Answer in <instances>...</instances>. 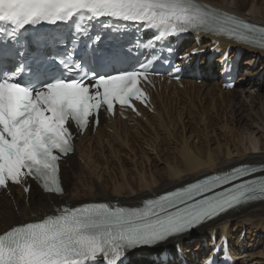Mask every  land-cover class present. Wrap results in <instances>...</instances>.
Wrapping results in <instances>:
<instances>
[{
  "label": "snow or ice",
  "instance_id": "obj_1",
  "mask_svg": "<svg viewBox=\"0 0 264 264\" xmlns=\"http://www.w3.org/2000/svg\"><path fill=\"white\" fill-rule=\"evenodd\" d=\"M100 17L144 22L166 34L191 29L224 35L264 49V28L194 0H0V25L10 29L0 31L11 39L42 21ZM61 63L69 70L79 68ZM26 72L30 78L22 83ZM77 76L49 79L23 65L0 76V188L31 177L46 191L63 194L58 161L74 151L70 125L83 131L101 108L113 113L116 104L133 107V98L143 102L138 81L146 69L107 76H80L77 70ZM234 173L147 201L143 208H64L42 222L15 227L0 235V264H94L101 255L110 264H124L128 250L153 246L228 209L264 199V181L208 195L246 175L245 170Z\"/></svg>",
  "mask_w": 264,
  "mask_h": 264
},
{
  "label": "bare ground",
  "instance_id": "obj_2",
  "mask_svg": "<svg viewBox=\"0 0 264 264\" xmlns=\"http://www.w3.org/2000/svg\"><path fill=\"white\" fill-rule=\"evenodd\" d=\"M199 1L264 25V2L259 0ZM219 41L223 52L234 46L232 42ZM244 50L243 57L247 59L241 62L243 65H250L259 55L264 69V52L246 46ZM251 75L253 78L256 74L249 71L240 88L235 86L231 91L221 90L216 82L210 83L211 87L204 82L200 86L188 84L182 90L162 89L154 97L155 112H145L142 118L131 121L134 126L118 119L104 125L102 120L95 136L86 133L78 140L75 154L68 157L67 166L62 168L65 190L62 201L77 205L109 200L118 202L117 207L139 206L145 199L201 177L224 173L242 164H264V96L260 94L263 86L261 81L249 79ZM254 88L257 93L252 96L248 90ZM187 101L191 108L185 104ZM240 107L249 112L244 118L236 114ZM107 129L112 131L111 135L106 134ZM162 161L164 170L159 171L156 164ZM12 194L13 199L0 196V233L31 214L51 211L61 202L40 194L34 187L27 201L19 190L18 195ZM231 225L242 231L246 227L248 238L254 233L264 236V202L219 219L212 230L222 228L231 239ZM177 242L182 247V239ZM155 252L142 253V260L151 258ZM249 252L247 249L243 255L251 256ZM140 262L135 259L136 264Z\"/></svg>",
  "mask_w": 264,
  "mask_h": 264
},
{
  "label": "rangeland",
  "instance_id": "obj_3",
  "mask_svg": "<svg viewBox=\"0 0 264 264\" xmlns=\"http://www.w3.org/2000/svg\"><path fill=\"white\" fill-rule=\"evenodd\" d=\"M260 2H264V0H259ZM249 61H251V60H248V62ZM261 65V64H260ZM242 67L244 68V70H246V69H248V67H247V65H242ZM260 67H262V65L260 66ZM249 71H251V70H249ZM252 72V71H251ZM254 74V73H253ZM207 86H209V87H211V84L209 83V84H207V83H205ZM201 85V84H200ZM200 85H198V86H200ZM260 85H262L263 86V90H261L260 91V94H261V96H264V83L262 82V84H260ZM240 88V85L238 86V88L237 89H239ZM257 89V88H256ZM255 88L254 89H251V90H248V93H250V94H252V96H254L256 93H257V90H256ZM254 94V95H253ZM244 96H246V93L244 92L243 93V95H242V97L244 98ZM242 99V98H241ZM183 101V100H182ZM180 104H182V102L180 103ZM186 105H187V107H192V104L191 103H189L188 101H187V103H185ZM172 107H174L173 105H172ZM237 109V108H236ZM247 113H249L248 112V110H247V108H242V107H240V108H238L237 110H236V114L237 115H239L241 118H244L243 117V115H245V114H247ZM144 121V120H143ZM105 122H103V124H104ZM128 126H133V125H128ZM165 127V126H164ZM173 129V128H172ZM149 130V129H148ZM108 134L107 135H111L110 134V132H108V131H106ZM150 132V131H149ZM148 132V133H149ZM85 146H87V145H85ZM98 147V146H97ZM143 147L145 148V146L143 145ZM100 148L101 147H98V149L100 150ZM121 151V150H120ZM82 162V161H81ZM81 164H83V162L81 163ZM129 164L130 163H128L127 164V166L126 167H129ZM66 168V167H65ZM68 168V167H67ZM156 169L157 170H159V171H163L164 170V162L162 161V162H160V164L158 163V164H156ZM87 177H88V175H87ZM86 177V178H87ZM89 178V177H88ZM87 178V180L89 181V179ZM108 185H110V182H108ZM97 187H99V185H97ZM107 192H109V191H107ZM107 192H106V194H107ZM245 228L246 227H244V230H245ZM229 232H230V235L232 236L231 238H233V236L235 235V237L236 236H239L240 235V233L242 232V229L241 228H239L238 226H235V225H231V227H230V230H229ZM248 235V233L246 232V236ZM249 236H250V234H249ZM234 237V239H236ZM197 242H199V239H198V241ZM249 245V244H248ZM247 245V246H248ZM195 248H194V251H195V249L197 250V248H196V246H194ZM250 252H249V254H251V256H246L245 255V257L244 258H242L241 260H239V263L238 264H264V239L263 240H261V238H260V241L258 240V242L254 245V247L253 248H247ZM246 249V250H247ZM246 250H245V252L244 253H246ZM186 253H188V252H186ZM248 254V255H249ZM235 264H236V262H235Z\"/></svg>",
  "mask_w": 264,
  "mask_h": 264
}]
</instances>
